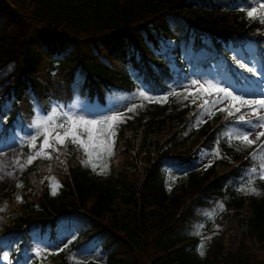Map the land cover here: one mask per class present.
<instances>
[{
    "label": "trees",
    "instance_id": "obj_1",
    "mask_svg": "<svg viewBox=\"0 0 264 264\" xmlns=\"http://www.w3.org/2000/svg\"><path fill=\"white\" fill-rule=\"evenodd\" d=\"M0 16L22 26L0 95V149L22 163L0 189V264H68L94 244L103 261L76 264H264L263 115L242 121L264 83V0H0ZM215 69L217 89L169 86ZM72 97L89 111L138 99L118 114L102 171L71 140L41 148L35 136V108ZM200 151L212 160L196 170ZM170 167L184 180L167 192ZM196 224L217 228L205 239Z\"/></svg>",
    "mask_w": 264,
    "mask_h": 264
},
{
    "label": "rangeland",
    "instance_id": "obj_2",
    "mask_svg": "<svg viewBox=\"0 0 264 264\" xmlns=\"http://www.w3.org/2000/svg\"><path fill=\"white\" fill-rule=\"evenodd\" d=\"M21 30L22 26L0 16V95L10 84L16 70L14 57L19 49ZM165 43L169 48L170 41L166 40ZM202 54V51L193 53L192 65H195L197 57ZM169 67L173 68L174 66L170 63ZM217 77V70L204 75L195 71L190 76L181 75L180 78L170 82L169 86L172 91L180 95L192 92L197 93L206 88L217 89L220 86V81ZM74 98L67 105L54 104V107H51L46 114H42L37 110L33 119V125L36 126L35 136H41V148L50 147L54 149L65 140H71L73 143L80 146L85 160H87L90 167L95 171H102L106 167L107 157L111 150L112 126L120 119L118 115L119 112L125 110L127 104L134 103L138 99L133 98L128 101V103H124L120 106V104H116L117 101H120L119 98H117V100L109 98L103 110L89 111ZM252 98H254V103H252L251 114L250 112L244 114L242 121L249 120L254 116H260V114H262L261 123L264 124V83L259 82L254 90ZM225 101L226 99H223L221 102L210 105L205 111L201 112L196 118V124L198 125L205 120L215 108L223 106ZM258 130L257 128L251 131L247 126L242 127V133L245 135L246 139L250 141L255 140ZM4 141L5 140H0V145L1 142ZM211 160V152L200 151L197 154L194 168L196 170L203 169ZM21 169L22 163L20 153L16 146H11V148L5 150L0 149V189L11 187L14 184L15 173ZM183 172V169L173 167L166 169L164 185L167 192L173 191L176 186L184 180ZM262 175L264 176V172ZM52 190H54V186H52ZM206 213L211 217L208 211ZM216 228L217 226H214L208 234V228H203L202 224H196L195 230L196 233L203 234V238L207 239ZM67 236L68 235L62 232L58 233L57 241L51 248L58 250L68 239ZM94 248H96V244L85 251L80 250L74 252L68 264H76L86 257L102 262V255L94 252ZM35 249L38 251L47 250V246L43 242L38 241L35 245Z\"/></svg>",
    "mask_w": 264,
    "mask_h": 264
}]
</instances>
